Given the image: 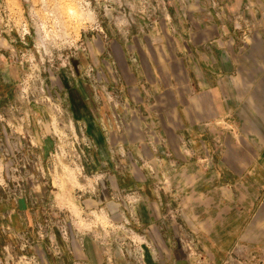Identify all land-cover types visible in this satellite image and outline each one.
I'll use <instances>...</instances> for the list:
<instances>
[{"label":"rangeland","instance_id":"obj_1","mask_svg":"<svg viewBox=\"0 0 264 264\" xmlns=\"http://www.w3.org/2000/svg\"><path fill=\"white\" fill-rule=\"evenodd\" d=\"M263 36L264 0H0V264H214L179 184L180 86Z\"/></svg>","mask_w":264,"mask_h":264},{"label":"crops","instance_id":"obj_2","mask_svg":"<svg viewBox=\"0 0 264 264\" xmlns=\"http://www.w3.org/2000/svg\"><path fill=\"white\" fill-rule=\"evenodd\" d=\"M235 50L204 52L205 72L186 66L178 105L180 138L192 152L178 151L179 184L202 220L198 239L214 244L206 248L214 264L235 247L264 249V36L241 63Z\"/></svg>","mask_w":264,"mask_h":264}]
</instances>
